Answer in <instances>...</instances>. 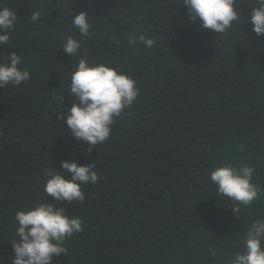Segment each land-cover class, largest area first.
I'll use <instances>...</instances> for the list:
<instances>
[{
	"label": "trees",
	"instance_id": "trees-1",
	"mask_svg": "<svg viewBox=\"0 0 264 264\" xmlns=\"http://www.w3.org/2000/svg\"><path fill=\"white\" fill-rule=\"evenodd\" d=\"M237 4L241 18L221 34L191 21L182 0H0L18 18L0 62L17 52L31 73L0 88V264L15 255L16 212L57 203L43 191L44 171H64V160L94 163L100 179L82 186L83 203L60 205L83 231L53 264H228L243 250L244 232L264 217V36L249 22L254 0ZM80 12L90 15L86 38L72 24ZM139 34L155 45L130 44ZM68 36L81 42L75 57L61 49ZM81 57L128 73L140 89L91 152L59 118ZM225 162L254 166L262 189L239 216L208 179Z\"/></svg>",
	"mask_w": 264,
	"mask_h": 264
},
{
	"label": "clouds",
	"instance_id": "clouds-1",
	"mask_svg": "<svg viewBox=\"0 0 264 264\" xmlns=\"http://www.w3.org/2000/svg\"><path fill=\"white\" fill-rule=\"evenodd\" d=\"M189 18L199 22L204 31L225 33L233 23L241 18L237 0H182ZM249 22L257 36H264V0H254ZM41 13L33 11L30 20L37 22ZM87 12L75 14L72 24L82 37L91 34L92 24ZM18 18L10 7H0V45L10 41V30L15 31ZM137 41L152 48L156 41L144 34L129 36V43ZM61 49L71 57L79 54L81 42L68 36ZM21 55L11 52L8 62H0V88L9 85L19 86L31 78V73L20 67ZM140 94L136 79L126 72H120L106 63L91 64L81 57L70 76L72 106L67 115H60L71 131L72 136L89 145L88 151L105 143L111 136L112 125L123 110L133 105ZM65 95V94H64ZM64 95L61 97L63 102ZM60 171L56 164L45 169L47 177L43 187L48 200L38 202L15 214L16 237L11 246L15 253L11 264H53L56 257L67 255L63 246L67 238L83 231L79 215L69 214L60 205L83 203L86 195L82 186L95 184L100 177L94 170L95 164L81 165L77 161L64 160ZM255 167L248 164L234 166L225 162L211 170L208 179L214 186L216 197L230 199L235 207L233 212L239 216L240 206L250 207L260 198L262 189L254 184ZM243 249L236 250L228 257V264H264V217L254 219L239 241ZM215 256V253H213Z\"/></svg>",
	"mask_w": 264,
	"mask_h": 264
}]
</instances>
